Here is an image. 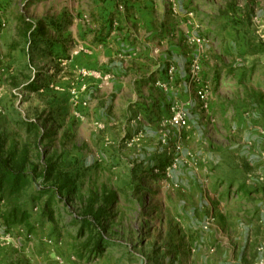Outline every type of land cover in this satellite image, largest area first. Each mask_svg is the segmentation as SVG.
Masks as SVG:
<instances>
[{"label":"rangeland","instance_id":"obj_1","mask_svg":"<svg viewBox=\"0 0 264 264\" xmlns=\"http://www.w3.org/2000/svg\"><path fill=\"white\" fill-rule=\"evenodd\" d=\"M218 2L231 24L226 34L236 39L225 43L224 58L214 42L203 59L205 68L212 62L220 73L211 81L217 82L213 108L208 94L202 109L205 128L219 135L209 139L208 149L184 152L177 142L152 139L154 152L140 158L142 139L132 141L96 111L90 114L95 106L86 95L88 74L70 70L82 50V4L0 0L5 148L27 143L31 164L58 159L78 186L68 208L54 205L50 221L41 213L44 199L30 185L20 201L36 231L0 223V264H264V0ZM33 123L38 133L27 131ZM103 187L118 198L97 247H85L88 233L77 236L73 215Z\"/></svg>","mask_w":264,"mask_h":264},{"label":"crops","instance_id":"obj_2","mask_svg":"<svg viewBox=\"0 0 264 264\" xmlns=\"http://www.w3.org/2000/svg\"><path fill=\"white\" fill-rule=\"evenodd\" d=\"M218 1L77 0L86 19L82 50L72 58L70 70L88 74L86 95L90 107L95 106L90 114L96 111L107 126L114 124L122 135H132V141L142 139L140 158L154 152L152 139L177 142L184 152L208 149L209 139L219 135L215 128L212 132L205 128L202 109L209 104L204 108L196 95L198 89L207 88L213 108L212 89L217 82L211 85V81L218 80L220 73L212 62V68H205L203 59L211 54L209 44L214 42L224 58L222 48L235 39L226 34L225 27L231 24L220 15ZM73 15L72 28L77 25ZM225 71L226 67L221 70ZM174 106L185 111V126L170 124ZM220 113L226 124L227 116ZM198 179L197 184L205 187Z\"/></svg>","mask_w":264,"mask_h":264},{"label":"trees","instance_id":"obj_3","mask_svg":"<svg viewBox=\"0 0 264 264\" xmlns=\"http://www.w3.org/2000/svg\"><path fill=\"white\" fill-rule=\"evenodd\" d=\"M27 131L38 133L40 128L37 124H28ZM30 160L31 147L27 143L19 145L13 142L5 148L0 136V223L8 229L24 227L28 234L34 233L36 228L31 213L20 200L30 185L35 184V195L38 199H44L41 213L50 221H54V205L62 203L68 208L78 188L76 175L63 168L58 159L46 157L35 164H31ZM117 198L116 191L106 187L100 192H90L78 214L73 215V220L79 223L77 236L88 233L85 247H97L103 238L112 205Z\"/></svg>","mask_w":264,"mask_h":264},{"label":"built area","instance_id":"obj_4","mask_svg":"<svg viewBox=\"0 0 264 264\" xmlns=\"http://www.w3.org/2000/svg\"><path fill=\"white\" fill-rule=\"evenodd\" d=\"M169 2H171L172 4H177L178 2H180L181 0H168ZM198 66L196 64H194V69H197ZM207 88H202V89H198L197 90V97L199 98V100L202 103V106L204 108L207 107V99H208V92L206 90ZM171 117H170V124L172 126L175 127H181V126H185L187 124V116L184 110L178 108V107H172L171 109ZM264 213V210H263ZM209 223L207 222L206 225L204 226V228H208Z\"/></svg>","mask_w":264,"mask_h":264}]
</instances>
